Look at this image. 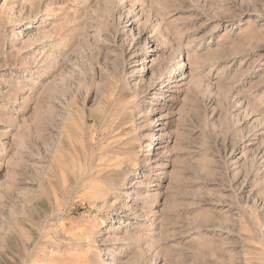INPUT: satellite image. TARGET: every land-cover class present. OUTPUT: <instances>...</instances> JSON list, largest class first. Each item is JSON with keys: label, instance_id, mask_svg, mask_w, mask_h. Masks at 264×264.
Wrapping results in <instances>:
<instances>
[{"label": "rangeland", "instance_id": "obj_1", "mask_svg": "<svg viewBox=\"0 0 264 264\" xmlns=\"http://www.w3.org/2000/svg\"><path fill=\"white\" fill-rule=\"evenodd\" d=\"M0 264H264V0H0Z\"/></svg>", "mask_w": 264, "mask_h": 264}]
</instances>
